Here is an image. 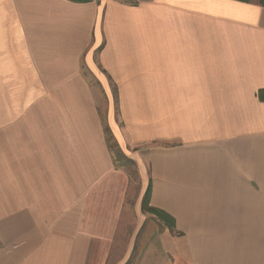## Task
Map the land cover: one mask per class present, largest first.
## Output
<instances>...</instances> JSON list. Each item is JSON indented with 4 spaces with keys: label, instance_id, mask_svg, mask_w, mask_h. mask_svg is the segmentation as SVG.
I'll return each mask as SVG.
<instances>
[{
    "label": "crops",
    "instance_id": "0c3cea01",
    "mask_svg": "<svg viewBox=\"0 0 264 264\" xmlns=\"http://www.w3.org/2000/svg\"><path fill=\"white\" fill-rule=\"evenodd\" d=\"M0 264H264V7L0 0Z\"/></svg>",
    "mask_w": 264,
    "mask_h": 264
},
{
    "label": "rangeland",
    "instance_id": "374dc122",
    "mask_svg": "<svg viewBox=\"0 0 264 264\" xmlns=\"http://www.w3.org/2000/svg\"><path fill=\"white\" fill-rule=\"evenodd\" d=\"M98 96V100H99V106L100 109L102 111V115L104 117V120L109 117V115L113 114L115 115V118H117L118 120V105H117V95L115 93L111 94L112 100L109 102V100L106 98L105 94H103L102 92H98L97 94ZM114 138V137H113ZM116 141L113 140L111 141L112 144H114ZM150 145L143 147L142 149H140L141 155H143V160H145L148 163L147 160V156L150 150ZM144 150V151H141ZM124 154V153H123ZM125 155V154H124ZM129 176L131 178V184L129 186V201L128 205L129 206H133V201L135 197L140 196L139 194L143 191H145V189L141 188L142 185L145 187L147 185V181H144L143 184V180L141 177V171L139 169V166L135 163H130L129 164ZM147 170V172H144V175H148L150 176V167L144 168ZM133 199V200H132ZM145 217L148 218L147 219V223L145 224V229H150V228H154V224H152L151 219L153 220V217H151V215L149 214H145ZM156 221V220H155ZM161 224V229L163 228L162 223ZM176 227V225H175ZM176 233V232H175Z\"/></svg>",
    "mask_w": 264,
    "mask_h": 264
},
{
    "label": "trees",
    "instance_id": "16d2710c",
    "mask_svg": "<svg viewBox=\"0 0 264 264\" xmlns=\"http://www.w3.org/2000/svg\"><path fill=\"white\" fill-rule=\"evenodd\" d=\"M75 2H89L91 0H71ZM236 1H241V2H246V3H253L257 4L259 6L264 7V0H236ZM108 133V141L112 149V154H113V159L115 160V164L117 166L120 165H128L132 163L129 161V159L123 154L120 146L118 145L117 142L114 144L111 143V141L114 140V138L109 134V130H107ZM151 197H152V183L148 185L143 201H142V210L145 214H150L155 216L157 219H159L161 222H163L166 226H168L172 231L176 229L175 227V220L173 217H171L167 212L154 208L151 206Z\"/></svg>",
    "mask_w": 264,
    "mask_h": 264
}]
</instances>
